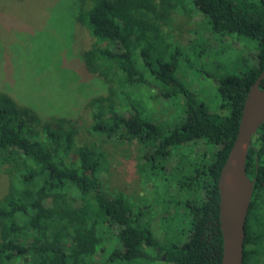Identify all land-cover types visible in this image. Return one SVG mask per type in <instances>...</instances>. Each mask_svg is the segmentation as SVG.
<instances>
[{
    "label": "trees",
    "instance_id": "16d2710c",
    "mask_svg": "<svg viewBox=\"0 0 264 264\" xmlns=\"http://www.w3.org/2000/svg\"><path fill=\"white\" fill-rule=\"evenodd\" d=\"M76 5L74 20L92 41L80 55L82 65L107 87L105 95L92 98L85 108L91 118L88 132L102 141L139 144L141 170L149 166L153 171L160 162L167 185L168 178L183 173L175 184L177 193L188 195L186 240L160 249L151 228L138 224L120 197L102 189L106 154L94 143L78 146L73 121H43L0 93V170L8 177L0 199V264H221L218 182L237 139L248 93L264 72V0H78ZM194 15L202 17L196 24L199 31L206 25L204 32L216 44L217 38L230 35L247 40L242 46L234 43L246 51L241 56L246 70L240 77L217 80L228 116L210 113L181 86L177 58L149 68L154 46L168 51V40L185 41L172 36L178 17L191 27ZM199 37L182 47H193ZM149 72L159 99L184 97L179 127L153 124L131 101L132 87L146 83ZM171 161L174 165L168 168ZM246 173L254 191L243 264H264V125L249 148Z\"/></svg>",
    "mask_w": 264,
    "mask_h": 264
},
{
    "label": "rangeland",
    "instance_id": "374dc122",
    "mask_svg": "<svg viewBox=\"0 0 264 264\" xmlns=\"http://www.w3.org/2000/svg\"><path fill=\"white\" fill-rule=\"evenodd\" d=\"M77 1L0 0V93L33 111L43 121L50 118L73 121L77 145L94 143L106 154L101 167L102 189L120 197L138 224L151 228L160 249L180 246L186 240L189 222L184 208L188 195L184 190L177 193L175 184L183 173L168 178L167 185L160 162L153 171L149 166L141 170L143 148L139 144L119 145L114 139L102 141L88 132L91 118L85 108L92 98L105 95L107 87L102 77L87 73L82 65L80 55L92 41L85 27L74 20ZM201 18L194 15L191 27L183 17L176 18L172 36L183 37L185 41L168 40L171 46L168 51L163 46H154L148 58L149 68L155 69L160 63L177 58L176 78L181 86L210 113L228 116V110L222 108L217 80L240 77L246 70L241 59L246 51L234 43L239 41L238 46H242L241 42L247 40L240 41L230 35L222 40L217 38L219 44H216L204 32L206 25L200 26L199 31L196 24ZM188 29L193 32H182ZM199 33L193 47H182ZM145 77L146 83L136 84L129 93L136 110L153 124L168 129L179 127L185 116L184 97L159 99L150 72ZM190 160L187 157L186 161ZM7 188L8 177L0 170V199ZM100 258L98 254L95 259L99 262Z\"/></svg>",
    "mask_w": 264,
    "mask_h": 264
},
{
    "label": "water",
    "instance_id": "95a60500",
    "mask_svg": "<svg viewBox=\"0 0 264 264\" xmlns=\"http://www.w3.org/2000/svg\"><path fill=\"white\" fill-rule=\"evenodd\" d=\"M263 79L264 72L248 93L237 139L218 182L223 238L221 264H243L245 228L254 191V181L246 173V161L253 139L264 125V89H261Z\"/></svg>",
    "mask_w": 264,
    "mask_h": 264
},
{
    "label": "flooded vegetation",
    "instance_id": "af4514ba",
    "mask_svg": "<svg viewBox=\"0 0 264 264\" xmlns=\"http://www.w3.org/2000/svg\"><path fill=\"white\" fill-rule=\"evenodd\" d=\"M164 257H165V255L162 256V258H164Z\"/></svg>",
    "mask_w": 264,
    "mask_h": 264
}]
</instances>
